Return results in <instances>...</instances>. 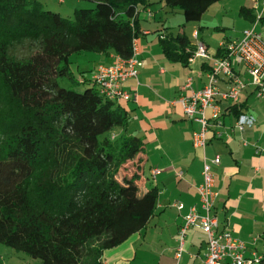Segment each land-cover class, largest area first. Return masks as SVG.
I'll list each match as a JSON object with an SVG mask.
<instances>
[{
    "label": "trees",
    "instance_id": "trees-1",
    "mask_svg": "<svg viewBox=\"0 0 264 264\" xmlns=\"http://www.w3.org/2000/svg\"><path fill=\"white\" fill-rule=\"evenodd\" d=\"M91 1L94 8H74L67 18L38 0H0V243L39 264H101L104 251L145 229L156 209L157 190L145 186L142 158L134 160L143 140L126 132L133 87L126 84L130 99L119 101L92 81L99 65L132 56L139 11L154 1ZM159 1L198 21L219 0ZM259 11L240 6L238 14L264 39V7ZM170 29H159L158 46L169 61L187 64L197 45ZM231 40L210 54L209 71ZM20 45H27L24 57L12 53ZM82 53L115 57L76 81L70 56ZM237 101L219 116L244 115ZM256 264H264V253Z\"/></svg>",
    "mask_w": 264,
    "mask_h": 264
},
{
    "label": "crops",
    "instance_id": "crops-1",
    "mask_svg": "<svg viewBox=\"0 0 264 264\" xmlns=\"http://www.w3.org/2000/svg\"><path fill=\"white\" fill-rule=\"evenodd\" d=\"M58 1L64 3L65 0ZM151 1L154 3L138 14L141 30L140 37L136 39L138 74L135 79H128L126 82L133 89L130 88L132 98L125 105L132 115L126 132L141 137L144 143L143 150L134 160L142 158L145 185L150 183L149 188L155 187L157 190L156 209L145 229L134 233L118 246L105 250L101 264H203L207 250L206 237L200 228L194 226L187 231L180 259L177 261L175 258L176 237L184 216L192 206L203 213L197 191L202 180L203 155L208 160L215 155L220 158L217 165H212L214 189L217 192L212 213L219 221L218 230L225 229L233 237L241 239L245 243V256L262 255L264 98L257 97L244 72L243 64L232 58V66L246 82L237 102L243 106L242 114L253 116L255 121L239 130L235 126L236 116L233 112L226 111L217 119L208 118L205 148L203 152L195 148L192 133L199 130L201 124L184 115L178 98L189 95L191 90H198L206 84L213 58L195 56L187 64L171 62L164 57L158 46L157 33L163 26H170L174 34H185L192 44L203 43L210 56L216 51L210 48V30L224 29V20L215 18L216 24L211 25L212 22H206L204 12L200 21L198 20L199 24L190 25L177 9L170 10L159 0ZM237 2H240L239 7L246 6L244 0ZM261 3L262 5L259 0L257 4L254 3L255 6L258 5L257 10L262 9L264 0ZM214 6L221 8L222 14L230 11L223 5ZM174 13L177 16L170 17ZM175 22L176 30L175 25L171 24ZM187 26L190 28V36L185 32ZM249 26L245 21L231 36L224 34V38L218 40L217 47L225 39L240 37L242 30ZM256 28L258 29V25ZM92 54L83 55L95 59L93 67L80 71L85 77H91L99 63H111L115 57L114 53ZM77 70L80 73L79 68ZM188 78L191 79L190 88H184ZM217 87L221 92L227 88V78L223 74L219 75ZM219 100L218 98L217 103L221 110L222 106L234 103L231 100ZM205 112L209 116L210 108H206ZM174 202H181L183 208L177 209L172 205ZM224 262L229 264L227 258Z\"/></svg>",
    "mask_w": 264,
    "mask_h": 264
},
{
    "label": "built area",
    "instance_id": "built-area-1",
    "mask_svg": "<svg viewBox=\"0 0 264 264\" xmlns=\"http://www.w3.org/2000/svg\"><path fill=\"white\" fill-rule=\"evenodd\" d=\"M264 7V4H263ZM133 53L130 58L116 56L111 65H99L92 75V81L99 87L102 94L116 99L129 100L130 92L125 88L128 79H135L138 74L137 59L138 52L136 39L133 40ZM225 57L215 59L210 71L207 73L206 84L198 89L191 90L189 95H181L178 102L182 106L184 115L187 118L200 122V129L193 131V146L203 152L208 132V118L217 119L220 114V105L217 99L237 101L240 93L246 85L235 69H232V58L240 61L245 71L250 77V83L257 87V95L264 97V39L262 34L256 30L255 26L247 27L243 30L239 39H233L227 45ZM199 56L209 58V53L203 43H198L193 57ZM192 58H190L191 60ZM223 74L227 78V88L219 91L217 87L218 76ZM191 79L188 78L184 88H190ZM206 108H210L209 116L206 115ZM254 122L251 115H241L235 126L242 130L245 125ZM202 180L197 187L200 206L203 213H199L194 206L184 216V223L178 230L177 246L175 258L178 261L184 250L185 237L191 227H198L206 237L207 250L203 264H225L227 258L230 264H256L259 256L247 257L244 255L245 243L233 237L228 231H218V219L212 213V206L217 192L214 189V175L212 165H217L220 161L218 155L207 159L203 155ZM180 174V172H179ZM177 209L183 208L181 202L172 203Z\"/></svg>",
    "mask_w": 264,
    "mask_h": 264
},
{
    "label": "rangeland",
    "instance_id": "rangeland-1",
    "mask_svg": "<svg viewBox=\"0 0 264 264\" xmlns=\"http://www.w3.org/2000/svg\"><path fill=\"white\" fill-rule=\"evenodd\" d=\"M42 6L44 7V9H50L52 11H57L61 16L67 17V18H73V10L74 8H94L95 6V2L91 1V0H65L64 3H61L58 0H38ZM238 0H219V2L214 3L215 5H223L226 8H229L230 11H228V13H221V8H215L214 4L210 5V8L208 10L205 11L204 16H206V22L211 23V25H215V21L214 19L216 18L217 20L223 19L224 20V29L215 31V30H210L212 36L209 40L210 43V48L213 50H216L217 48V43L218 40L221 38H224V34L229 37L232 35V33L235 32V30H238L243 22L245 23V21L239 16L238 14V9H239V5L240 2H237ZM241 1V0H239ZM246 2V6H251L254 7V10L257 12V7L254 5L255 0H244ZM258 1V0H257ZM263 0H259L260 5H262ZM221 3V4H220ZM220 7V6H219ZM219 12V13H218ZM260 12V11H258ZM180 13V12H179ZM169 15V14H167ZM177 13L174 14H170V17H176ZM214 17V18H213ZM200 21V20H199ZM199 21H188L187 23H190V25H197L199 24ZM171 22L168 21L167 24H169ZM174 26V29H177L176 26V22L175 23H171ZM260 29V27H258ZM187 31H185L187 33V35H191L190 33V28L187 26L186 27ZM12 53L17 56V57H24L28 54V50H27V45H20L15 47L12 50ZM83 55H93L92 53H82V54H72L70 56V62H71V71L72 74L74 76V78L76 79V81L78 80V68H79V72L81 70H83L84 68H91L93 67V65L95 64V59L90 58L87 56H83ZM238 61V60H237ZM240 62V61H239ZM244 66V65H243ZM232 69L234 70V67L232 66ZM88 72V71H87ZM244 72L247 74V69L245 71V67H244ZM237 73V72H236ZM86 74V73H85ZM238 76L243 80V78L240 76L239 73H237ZM248 75V74H247ZM248 81L250 83V77L248 75ZM60 83L64 86H71L74 87L78 90H82L83 85L81 84H75L70 82L68 79L66 78H62L60 79ZM250 85L255 86L253 84L250 83ZM258 89L254 88V91L257 92ZM264 102V100H262ZM145 172L147 173V168H145ZM135 183H137L135 181ZM140 185V184H138ZM142 186V185H141ZM146 188H149L151 185L150 183H147V185H145ZM143 187V186H142ZM0 264H39V260L38 259H34L31 258L30 256L26 255L23 252L17 251L13 248H11L10 246H7L5 244L0 243Z\"/></svg>",
    "mask_w": 264,
    "mask_h": 264
}]
</instances>
